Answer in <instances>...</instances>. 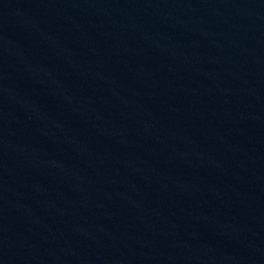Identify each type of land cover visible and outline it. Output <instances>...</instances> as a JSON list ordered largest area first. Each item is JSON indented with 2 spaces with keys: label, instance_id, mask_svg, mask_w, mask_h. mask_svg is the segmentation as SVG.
<instances>
[{
  "label": "water",
  "instance_id": "1",
  "mask_svg": "<svg viewBox=\"0 0 264 264\" xmlns=\"http://www.w3.org/2000/svg\"><path fill=\"white\" fill-rule=\"evenodd\" d=\"M0 264H264V0H0Z\"/></svg>",
  "mask_w": 264,
  "mask_h": 264
}]
</instances>
